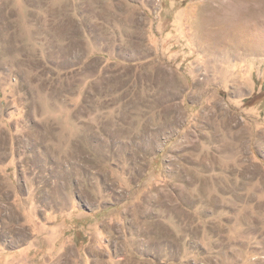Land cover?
<instances>
[{
	"label": "rangeland",
	"instance_id": "obj_1",
	"mask_svg": "<svg viewBox=\"0 0 264 264\" xmlns=\"http://www.w3.org/2000/svg\"><path fill=\"white\" fill-rule=\"evenodd\" d=\"M0 264H264V0H0Z\"/></svg>",
	"mask_w": 264,
	"mask_h": 264
}]
</instances>
